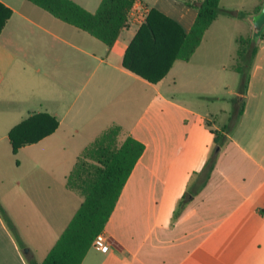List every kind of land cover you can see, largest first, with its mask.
I'll return each mask as SVG.
<instances>
[{
	"label": "crops",
	"instance_id": "1",
	"mask_svg": "<svg viewBox=\"0 0 264 264\" xmlns=\"http://www.w3.org/2000/svg\"><path fill=\"white\" fill-rule=\"evenodd\" d=\"M73 1L94 12L101 0ZM262 1L243 9L241 37ZM0 2L11 10L0 32V264L44 259L83 200L67 177L112 125L144 149L104 227L108 248L90 247L81 264H264V26L243 111L217 147L212 130L235 118L236 54L228 64L199 51L220 15L188 60L151 83L122 66L125 49L150 8L187 32L197 10L186 0H135L111 47L29 0ZM33 112L59 124L14 154L8 132Z\"/></svg>",
	"mask_w": 264,
	"mask_h": 264
},
{
	"label": "trees",
	"instance_id": "2",
	"mask_svg": "<svg viewBox=\"0 0 264 264\" xmlns=\"http://www.w3.org/2000/svg\"><path fill=\"white\" fill-rule=\"evenodd\" d=\"M53 16L89 34L111 47L119 33L128 26L129 11L135 0H101L90 12L73 0H29ZM220 0H186L197 10L191 28L186 32L180 24L156 8H150L128 43L122 66L141 78L157 83L165 77L177 59L188 60L200 44L211 23L220 14L245 15L242 11L223 8ZM260 8L257 6L255 12ZM11 10L0 2V32ZM262 30V29H261ZM257 33L238 37L236 62L233 66L240 75L237 95L232 98L234 120L221 130H212L214 144L221 147L226 140L224 132L231 131L243 111L244 94L257 47ZM59 122L47 112H33L13 125L8 138L15 154L22 147L37 142L52 133ZM120 127L112 125L103 130L79 155L67 177V187L78 192L83 200L54 245L41 262L29 259V264H81L95 236L104 227L115 207L133 166L144 145L131 136L119 141ZM0 211L4 210L0 205ZM8 221L14 231L12 223Z\"/></svg>",
	"mask_w": 264,
	"mask_h": 264
},
{
	"label": "rangeland",
	"instance_id": "3",
	"mask_svg": "<svg viewBox=\"0 0 264 264\" xmlns=\"http://www.w3.org/2000/svg\"><path fill=\"white\" fill-rule=\"evenodd\" d=\"M236 1H240L237 3ZM225 5H229L231 9H236V7H241L240 11H244L247 7H250L249 0H224ZM237 5V6H236ZM240 5V6H238ZM230 9V10H231ZM244 9V10H243ZM237 10V9H236ZM220 20H223V26H216L213 28L210 33L206 36L204 41V47H202L201 54L202 57L208 58L211 60H216L218 63L226 61L228 64L233 61V56L236 54V48L238 43L235 41V37L239 35H245L249 30L248 22L242 17L236 15L220 14ZM200 54V53H199ZM201 57V56H200ZM220 70V68H219ZM234 80V91L237 90L240 75L239 73H232ZM238 74V75H237ZM218 93L222 92L221 85L217 86ZM222 95H229L227 92H222ZM209 105H214L209 103ZM215 106V109H220L226 107V104L223 102H218ZM18 237V234H16Z\"/></svg>",
	"mask_w": 264,
	"mask_h": 264
},
{
	"label": "water",
	"instance_id": "4",
	"mask_svg": "<svg viewBox=\"0 0 264 264\" xmlns=\"http://www.w3.org/2000/svg\"><path fill=\"white\" fill-rule=\"evenodd\" d=\"M251 25L254 33L259 32L264 26V0L262 1L259 10L252 15Z\"/></svg>",
	"mask_w": 264,
	"mask_h": 264
},
{
	"label": "built area",
	"instance_id": "5",
	"mask_svg": "<svg viewBox=\"0 0 264 264\" xmlns=\"http://www.w3.org/2000/svg\"><path fill=\"white\" fill-rule=\"evenodd\" d=\"M147 14H148V11H146V10H144L142 12L141 16H142L143 21L145 20ZM92 247L97 248L99 250H106L108 248V244H107V241H106V236L103 233V231H101L100 233H98L95 236V238L92 241Z\"/></svg>",
	"mask_w": 264,
	"mask_h": 264
}]
</instances>
